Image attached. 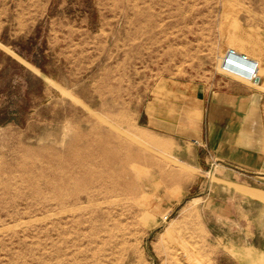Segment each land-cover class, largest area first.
<instances>
[{"label":"rangeland","instance_id":"374dc122","mask_svg":"<svg viewBox=\"0 0 264 264\" xmlns=\"http://www.w3.org/2000/svg\"><path fill=\"white\" fill-rule=\"evenodd\" d=\"M230 49L264 91V0H0V264H264L259 184L169 136Z\"/></svg>","mask_w":264,"mask_h":264},{"label":"crops","instance_id":"0c3cea01","mask_svg":"<svg viewBox=\"0 0 264 264\" xmlns=\"http://www.w3.org/2000/svg\"><path fill=\"white\" fill-rule=\"evenodd\" d=\"M231 75L234 83L218 85L215 89H200L194 108L191 103L190 107L184 106L183 117L190 120V125L193 124L192 116L197 118L194 130L186 131L184 126L183 136L176 134L179 130L169 135L175 144L174 154L182 160H211L215 172L224 182H256L260 186L258 189H245L264 193V91L258 88L254 80ZM191 139L197 140L200 149L196 146H181L180 142ZM201 148L207 151L209 157L202 159L198 153L189 158V150L195 149L197 152ZM242 193L247 194V197L241 200L238 209L241 212L247 210L244 228L247 230L248 243L254 248H257L256 244H262L261 250L264 252V222L258 223L251 209V205L257 203L264 209V200L253 197L246 190H242Z\"/></svg>","mask_w":264,"mask_h":264},{"label":"built area","instance_id":"2783aa9c","mask_svg":"<svg viewBox=\"0 0 264 264\" xmlns=\"http://www.w3.org/2000/svg\"><path fill=\"white\" fill-rule=\"evenodd\" d=\"M225 57V58H224ZM221 61V69L228 73L252 81L258 77V62L230 49Z\"/></svg>","mask_w":264,"mask_h":264},{"label":"bare ground","instance_id":"6f19581e","mask_svg":"<svg viewBox=\"0 0 264 264\" xmlns=\"http://www.w3.org/2000/svg\"><path fill=\"white\" fill-rule=\"evenodd\" d=\"M93 111V110H92ZM108 124V123H107ZM124 132V131H123ZM131 139V138H130ZM134 139V138H133ZM94 181H96V179L94 180ZM244 190H246L247 191V193L249 192V194H251V195H253V197L255 196V197H257V198H260V199H264L263 197L264 196H261V195H259V194H255V193H253L252 191H250V190H247V189H244ZM145 205V204H144ZM146 206V205H145ZM64 211V210H63ZM71 211V210H70ZM170 225V224H169ZM168 230H170V229H168ZM172 230V229H171ZM171 232V231H170ZM164 233H166V232H164ZM171 234V233H170Z\"/></svg>","mask_w":264,"mask_h":264}]
</instances>
